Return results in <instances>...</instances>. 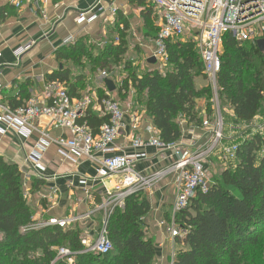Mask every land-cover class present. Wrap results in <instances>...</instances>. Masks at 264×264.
Here are the masks:
<instances>
[{
    "label": "trees",
    "instance_id": "1",
    "mask_svg": "<svg viewBox=\"0 0 264 264\" xmlns=\"http://www.w3.org/2000/svg\"><path fill=\"white\" fill-rule=\"evenodd\" d=\"M128 1L141 9L148 36L156 38L159 30L152 22L154 5L150 0ZM121 21L118 18L116 28L119 29ZM124 26L126 30L128 24ZM124 30L118 32L119 44H106L97 57L90 53L87 40H79L59 50L57 59L81 69L87 59L93 71L98 66H108L111 61L117 64L128 49ZM222 47L217 77L220 106L228 103L238 121L251 123L264 106V55L251 43L239 44L230 34L223 38ZM167 52L168 64L163 73L157 70L139 73L127 61L124 65L127 75L120 89L128 90L132 86L139 98L144 96L146 112L159 138L165 143H175L182 136L180 120L202 126L197 105L209 92L195 86L197 78L206 76L193 42L171 40ZM83 77L73 78L69 68L49 76L47 83L60 82L70 97L77 99ZM72 79H76V85ZM7 103L16 109L25 101L20 92ZM207 110L212 120L211 100ZM84 120L95 132L107 122L90 112ZM263 143L264 137L259 134L240 142L236 167L222 172L207 193H199L186 210L176 215L175 223L185 236L177 238L181 247L173 264H249V250L258 245L264 233L261 232L264 231V158L257 155ZM150 211V204L141 192L129 196L123 208H116L109 217L107 230L112 251L104 256L84 253L76 229L33 228L37 223L24 194L23 174L17 165L0 156V264H70V258L72 264H154L156 245L146 238L143 224ZM61 249H68L71 256L58 258Z\"/></svg>",
    "mask_w": 264,
    "mask_h": 264
},
{
    "label": "crops",
    "instance_id": "2",
    "mask_svg": "<svg viewBox=\"0 0 264 264\" xmlns=\"http://www.w3.org/2000/svg\"><path fill=\"white\" fill-rule=\"evenodd\" d=\"M98 1L29 0L21 8H17L14 4L15 0H0L2 100L8 104V100L20 92L25 102L32 97H39L43 93L49 76L70 68L73 78L84 76L77 88V99L91 96L94 100H101L104 95L120 103L125 119L116 145L121 152L136 155V172L143 176L151 175L171 166L174 160L169 159L168 154L161 155L154 148L135 150L131 147L132 140H146L148 138L147 129L151 126L155 128L146 112L145 97L139 98L132 86L128 90L120 89L126 76L121 82L109 76L108 79L112 80L116 86V91L109 92L102 78V73L106 71L100 72L99 76L92 70L90 61L87 59L84 60L85 66L82 71L74 68L71 63L57 59L59 50L75 45L79 40H96L98 35L108 37V39L111 37L120 39L118 32L123 31L124 23H127L128 28L124 32L127 34L128 44H130V38L137 39V48L143 53H148L145 59L146 65L149 68L152 67L148 70L158 71L156 64L149 63L153 58L155 38L148 36L142 12L137 13L128 0H121L118 4V13L111 15L107 10L115 0H101L106 12L99 21L93 25H87L85 21L79 19L78 15L94 7ZM118 18L122 20L119 29L116 28ZM152 20L159 30L155 9ZM114 39L107 42H112L116 46L120 40L117 42ZM27 46H30V49L22 56L16 57L15 52ZM134 61L135 59H131L133 65L136 66ZM199 79L204 78H197L195 86L197 89H202L196 85ZM204 81L206 83V80ZM72 83L76 85V79H72ZM226 105L225 114L222 113V108L221 113L230 124L233 122L234 113L228 104ZM207 109L208 105L198 101L197 111L203 121L210 118L207 116ZM89 112L95 117L102 118L98 109L92 108ZM215 113L214 109V115ZM255 121H257L256 125L260 124L264 121V117L258 115ZM180 124L182 136L178 143L184 149L192 151L193 146L205 147L209 144L210 140L202 126L188 124L186 121ZM36 127L46 132L53 140L68 136L65 130L49 127L47 119H42ZM236 132L242 134L245 131L228 130L224 145H229L233 133ZM41 138L39 132H33L29 138L8 133L0 137V156L6 162L17 165L21 170L24 194L34 211V222L41 223L54 218L72 220L65 229H76L80 232L82 241L93 243L99 234L103 220L107 217L106 210L103 208L106 201L105 186L109 187L107 172L98 162H91L85 158L75 159L74 163L67 160L55 144L44 149L37 164L32 166L27 164V157L32 152L40 150ZM220 154L221 151H218L212 157L211 170L214 172L215 181L217 179L215 167ZM179 186L180 174L175 172L162 177L153 187L141 192L151 207V211L143 219V224L146 238L152 239L156 245L157 255L154 264H173L175 254L181 247L178 239L172 238L168 231L173 222V211Z\"/></svg>",
    "mask_w": 264,
    "mask_h": 264
},
{
    "label": "built area",
    "instance_id": "3",
    "mask_svg": "<svg viewBox=\"0 0 264 264\" xmlns=\"http://www.w3.org/2000/svg\"><path fill=\"white\" fill-rule=\"evenodd\" d=\"M29 0H15L17 8H21ZM119 1L115 0L108 9L111 15L119 11ZM158 18L159 32L154 39L152 57L156 59L158 71L163 73L168 64L167 44L169 41H190L195 44L204 66V75L213 87L214 118L205 119L202 127L206 131L209 144L205 147L184 149L178 142L165 143L159 138L154 127L147 129L148 138L134 139L131 147L135 150L154 148L161 155L168 154L174 162L171 166L151 175L143 176L135 171L137 157L126 154L117 147V140L125 119V113L118 101L111 98L94 100L91 96L72 99L67 88L60 82L45 84L39 97H32L22 106L12 109L2 100L0 89V137L13 133L29 138L33 132L41 134L39 151L32 152L26 159L27 164L35 165L41 159L44 149L51 144L59 148V152L69 161L85 158L98 162L106 170L109 187L105 186L106 201L104 209L110 210L108 217L116 208H123L125 200L134 194L153 187L157 180L175 172L180 174V186L173 211V222L168 231L172 238L183 239L185 233L175 223L178 213L186 210L191 201L199 193H207L215 184L212 168V157L221 151L223 161L235 167L238 162L240 144L224 145L228 130H244L242 141L263 135L264 121L251 127L250 123L240 122L233 117L227 123L221 114L218 96L217 77L221 69V47L225 35L230 34L239 44L251 43L258 48L257 42L264 40V0H150ZM106 12L101 4H97L79 13V19L87 25H93ZM119 42V39L116 40ZM30 46L18 49L16 57L22 56ZM259 49V48H258ZM260 51V50H259ZM264 55V52H261ZM103 80L108 79L106 72ZM98 105V107H97ZM98 109L100 117L107 119L98 132H95L84 119L90 109ZM47 119L49 127L65 130L67 137L51 139L40 131L36 124ZM240 136V137H241ZM69 219H49L37 223L33 228L59 227L65 229L71 224ZM84 253L107 255L112 249L108 237L107 222H104L93 243L82 241ZM68 249H61L58 258H69ZM70 264L73 259H68Z\"/></svg>",
    "mask_w": 264,
    "mask_h": 264
},
{
    "label": "rangeland",
    "instance_id": "4",
    "mask_svg": "<svg viewBox=\"0 0 264 264\" xmlns=\"http://www.w3.org/2000/svg\"><path fill=\"white\" fill-rule=\"evenodd\" d=\"M134 8H135V11L137 13L141 11V9H139L137 7H134ZM134 15H136V17L138 16L137 14H134ZM133 18H134V16H133ZM114 38L115 37H113V38L111 37V38L108 39V37H104V36L101 37L100 35H98L96 40L88 41L87 44L90 47L89 48L90 53H92V55L97 57L99 55V53L101 52V50L103 49V47H105V45L108 44L107 41H111ZM117 39H119V38L117 37L114 40L116 41ZM181 42H185V41H181ZM128 45H130L129 49H127V53L124 55V58H122V60L119 61L120 63L118 62L117 64L116 63L113 64V62L111 61L110 64L108 66H106V67L98 66L99 68H97V70L94 71V72H97V74L100 76L101 75L100 72L106 71L109 76H111V77H113L115 79V81L121 82V80L124 79L125 76L127 75V71L124 70V68H125L124 65H125V63L127 61H131V59H135L134 62H136V66H134V67L137 69V71H139V70L143 71V70L151 69L152 67L149 68L146 65V60H145L147 58L146 56L148 55V53H143V52L140 51L139 48H137L138 47L137 39H135L133 37L130 38V44H128ZM223 52H224V47H221V53H223ZM76 69H78L79 71L83 70L80 67H78V68L76 67ZM204 80H206V83H205ZM196 85H197L198 88H202V89H206L207 88L208 92H209V94H207V96H205L204 98H201L199 103H205L206 105H208V101L210 102V100H211V102L213 103V106H214V99H216V96H215V94L213 92V87H212L211 83L209 81H207V79L204 78V79L197 80ZM204 85H206L205 88H203ZM202 89H199V90H202ZM217 98L219 100V95L217 96ZM226 104H228V103H226V102L223 103V105L221 107L223 114H225V110H227V105ZM260 115L264 117V106H263V109H262V113H260ZM185 121L184 120H180V122H185ZM257 121L254 120L253 122H251L250 123L251 127H254L256 125L255 122H257ZM240 134L241 133H238V132H236L235 134L233 133V135H232L233 138L230 140L229 145H230V143L231 144H239L240 142H242V140L239 141ZM262 134H263V137H264V129H263ZM257 155L259 156L260 159L264 158V143H263V146H262L261 150L257 153ZM219 157H220L219 159L217 157V163H216L217 165L215 167V173H216L217 179L221 178V174L225 170L231 169V168L234 169L236 167V166L232 167L231 165H229L228 163L223 161V159H221L223 157L222 154H220ZM106 213L109 214L110 210H106ZM104 222H107V225H108V222H109L108 215H107L106 219L103 220V223ZM103 223H102V225H103ZM261 232H264V231H261ZM249 252L250 253H249V257H248L247 263H249V264H264V233L261 234V238H260V241H259L258 245L256 247H254V246L251 247Z\"/></svg>",
    "mask_w": 264,
    "mask_h": 264
},
{
    "label": "water",
    "instance_id": "5",
    "mask_svg": "<svg viewBox=\"0 0 264 264\" xmlns=\"http://www.w3.org/2000/svg\"><path fill=\"white\" fill-rule=\"evenodd\" d=\"M258 48L260 50V52H264V40H260L257 42ZM150 64H156V59L155 58H151L149 61ZM104 84L106 86V88L108 89L109 92H114L116 91V86L114 84V82L110 79H105L104 80Z\"/></svg>",
    "mask_w": 264,
    "mask_h": 264
}]
</instances>
